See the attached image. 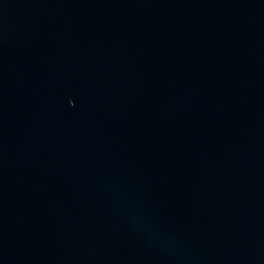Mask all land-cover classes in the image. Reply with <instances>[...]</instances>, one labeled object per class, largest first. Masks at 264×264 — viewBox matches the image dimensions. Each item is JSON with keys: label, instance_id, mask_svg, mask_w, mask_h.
<instances>
[{"label": "water", "instance_id": "1", "mask_svg": "<svg viewBox=\"0 0 264 264\" xmlns=\"http://www.w3.org/2000/svg\"><path fill=\"white\" fill-rule=\"evenodd\" d=\"M0 264H264V0H0Z\"/></svg>", "mask_w": 264, "mask_h": 264}]
</instances>
